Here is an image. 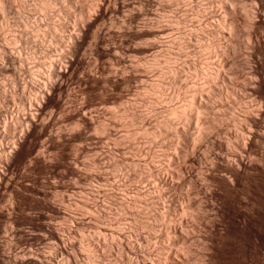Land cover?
Returning <instances> with one entry per match:
<instances>
[{"label": "rangeland", "instance_id": "374dc122", "mask_svg": "<svg viewBox=\"0 0 264 264\" xmlns=\"http://www.w3.org/2000/svg\"><path fill=\"white\" fill-rule=\"evenodd\" d=\"M11 2L58 71L0 74V264H264V0Z\"/></svg>", "mask_w": 264, "mask_h": 264}, {"label": "bare ground", "instance_id": "6f19581e", "mask_svg": "<svg viewBox=\"0 0 264 264\" xmlns=\"http://www.w3.org/2000/svg\"><path fill=\"white\" fill-rule=\"evenodd\" d=\"M12 1V0H11ZM16 1V0H15ZM20 1V0H19ZM22 1H24V3L27 1V0H22ZM38 0H34V2H37ZM45 1V0H44ZM69 2H71V3H73V0H68ZM43 2V1H42ZM49 2V1H48ZM30 3V2H29ZM46 3V2H45ZM11 4H12V2L10 3V0H0V13H7V14H9L8 12H10V11H12L11 9ZM32 4V3H31ZM74 4V3H73ZM48 5V4H47ZM222 5L223 6H225L228 10L227 11H229L230 12V14H231V16L232 15H235L236 14V7H238L234 2H233V0H222ZM236 5V6H235ZM12 6H13V4H12ZM14 8V7H13ZM17 10V9H16ZM32 10V9H31ZM15 11V10H14ZM24 11V10H23ZM34 12V11H33ZM208 12V11H207ZM228 12V13H229ZM15 13H17V12H15ZM14 13V14H15ZM32 13V12H31ZM247 13H248V11H247ZM6 14V15H7ZM11 14V13H10ZM2 15V14H1ZM5 15V14H4ZM20 15V14H19ZM33 15V14H32ZM8 16V15H7ZM6 16V17H7ZM10 16V15H9ZM7 17V18H10V17ZM48 16V15H47ZM37 17V16H36ZM42 17V16H41ZM52 17V16H51ZM233 17V19H234V16H232ZM26 18V17H25ZM29 18V17H28ZM27 18V19H28ZM17 19V18H16ZM34 19V18H33ZM48 19V18H47ZM232 19V18H231ZM230 19V20H231ZM37 20V19H36ZM53 20V19H52ZM2 21H4V20H2ZM7 21H8V19H7ZM19 21V20H18ZM38 21H40V20H38ZM50 21V20H49ZM235 20H231V23H233ZM11 22V21H10ZM46 22H48V21H46ZM56 22V21H55ZM64 22V21H63ZM34 23V22H33ZM45 23V22H44ZM28 24V23H27ZM26 24V25H27ZM36 24V23H35ZM61 24H63V23H61ZM20 25H21V23H20ZM24 25V24H23ZM30 25V24H29ZM49 25V24H48ZM59 25V24H58ZM63 25H65V24H63ZM63 25H62V27H63ZM78 25V24H77ZM1 26V25H0ZM6 26V25H5ZM18 26V25H17ZM22 26V25H21ZM32 26V25H31ZM2 27V26H1ZM0 27V28H1ZM7 27V26H6ZM6 27H4V28H6ZM12 27V26H11ZM30 27V26H29ZM28 27V28H29ZM40 27V25L39 24H36V25H34L30 30L32 31V30H38V28ZM42 27V26H41ZM60 27V26H59ZM61 27V28H62ZM76 27V26H75ZM80 27V26H79ZM3 27H2V29H4ZM25 28V27H24ZM16 29V28H15ZM41 29V28H40ZM64 29V28H63ZM82 29V28H81ZM81 29H79L80 31H81ZM1 30V29H0ZM10 30V29H9ZM42 30V29H41ZM40 30V31H41ZM78 30V31H79ZM19 32H20V30H18ZM28 31V30H27ZM84 31V30H83ZM18 32V33H19ZM21 32H23V31H21ZM19 33L18 35H17V39L18 40H24V43H25V41H26V43H29V44H31L32 45V49H35V50H40V44L36 41V42H33V41H31L30 40V37H29V39H27L26 37H24V35L27 33V32H24L23 34L22 33ZM29 32V31H28ZM36 32V31H35ZM67 32V31H66ZM85 32V31H84ZM2 33V32H1ZM0 33V34H1ZM37 33V32H36ZM69 34H70V31L68 32ZM71 33H73V34H70L71 36H70V38H71V40H72V44H70V45H72V46H76V45H73V44H78L79 42L77 41V36H76V34H74V31L73 32H71ZM77 33V32H76ZM81 33H82V31L80 32V33H78L79 35H81ZM34 34V33H33ZM39 34V33H38ZM3 35H4V32H3ZM9 35V34H8ZM35 35V34H34ZM37 35V34H36ZM49 35V34H48ZM78 35V36H79ZM5 36H6V34H5ZM27 36V35H26ZM29 36V35H28ZM62 36V35H61ZM82 36V35H81ZM13 37V36H12ZM37 37H38V35H37ZM41 37V36H40ZM40 37H38V38H40ZM64 37V36H63ZM69 37V36H68ZM34 38H35V36H34ZM79 38H81V37H79ZM9 39V38H8ZM41 39H43V38H41ZM60 39V38H59ZM58 39V40H59ZM37 40V39H36ZM46 40V39H45ZM45 40H43V41H45ZM2 40H0V74H2L3 72L4 73H6L7 75H11V77L13 76V78H14V91H16V90H21V92H22V90H27V89H32V91L34 90V91H37V89L38 90H40L39 88H40V85H41V83H42V81H48L47 79H48V77L50 76H52L53 74H55V70H57V69H55V67L53 68L52 66V69H55V70H50V71H48L47 73L46 72H43V71H41V70H39V69H37L36 67H38L39 65H40V63L38 62V61H35V60H33V61H31L32 60V58H30V57H27V56H25V54H22L19 50H16L18 47H20V46H15V47H17L16 49H15V47L14 48H11L10 47V45H12L11 43H10V45L8 46V44H6L5 42H1ZM8 41V40H7ZM20 41V43H22ZM66 41V40H65ZM9 42V41H8ZM18 42V41H17ZM69 42H70V39H69ZM15 42L13 41V44H14ZM25 43V44H26ZM62 44V43H61ZM68 44V43H67ZM66 44V45H67ZM70 45L68 46V47H70ZM79 45V44H78ZM77 45V46H78ZM42 46V45H41ZM44 46V45H43ZM46 46V45H45ZM65 46V45H64ZM23 48V47H22ZM42 49H43V47H41ZM71 48H73V50L74 49H76L75 47H71ZM24 49V48H23ZM22 49V50H23ZM26 49H28V48H26ZM30 49V48H29ZM46 49V48H45ZM44 49V50H45ZM48 50H50V49H48ZM53 50V49H52ZM46 51H47V49H46ZM28 52V51H27ZM37 52V51H36ZM44 52V51H43ZM49 52V51H48ZM34 53V52H33ZM38 53V52H37ZM47 53V52H46ZM46 53L44 52V54L46 55ZM48 54L49 53H47V55H46V57L48 56ZM29 55V54H28ZM40 55V54H39ZM50 55V54H49ZM53 55V54H52ZM58 55V54H57ZM44 56V55H43ZM42 56V57H43ZM35 57V56H34ZM41 57V56H40ZM51 57V56H50ZM53 57V56H52ZM31 59V60H30ZM34 59V58H33ZM42 59V58H41ZM65 59V58H64ZM56 60V59H55ZM59 60V59H58ZM55 62L56 61H54V65H57V64H55ZM58 62V61H57ZM56 62V63H57ZM44 64H48V63H44ZM52 65H53V62H52ZM41 66V65H40ZM42 67V66H41ZM43 68V67H42ZM57 68V67H56ZM48 70V69H47ZM58 71V70H57ZM9 73V74H8ZM60 73V72H59ZM58 74V73H57ZM56 74V75H57ZM4 75V74H3ZM61 74H59L58 76H60ZM53 76H55V75H53ZM10 77V78H11ZM56 77L57 76H55V79H56ZM9 78V79H10ZM54 78V77H53ZM8 80V79H7ZM55 81V80H54ZM49 82H53L52 80H50ZM57 81H55V83H56ZM54 83V84H55ZM44 84H45V82H44ZM48 84V83H47ZM51 84H53V83H51ZM53 84V85H54ZM56 85V84H55ZM2 86V85H1ZM11 86V85H10ZM51 85L49 84V88L51 89V87H50ZM57 86V85H56ZM54 87V86H53ZM52 87V88H53ZM1 88V87H0ZM42 88V87H41ZM48 88V89H49ZM48 89H47V91H48ZM1 90V89H0ZM7 90V89H6ZM53 89H51V91H52ZM29 91V90H28ZM17 92V91H16ZM26 92V91H25ZM25 92H23V94L25 93ZM43 93H45L44 91H42ZM13 93V92H12ZM10 94H11V92H10ZM14 94H15V92H14ZM31 94V93H30ZM40 94V93H39ZM6 95H7V92H6ZM36 95V94H35ZM15 96H16V94H15ZM14 96V97H15ZM26 96H27V94H26ZM26 96H24V101L23 102H29L30 104H31V102H32V99H31V97L30 98H28V96L26 97ZM39 96V95H38ZM7 97V96H6ZM6 97H4L5 99H6ZM3 98V97H2ZM4 98H3V100H4ZM13 98V97H12ZM20 98V97H19ZM39 98V97H38ZM42 98V97H41ZM1 99V98H0ZM20 100H21V98H20ZM198 100V99H197ZM38 101H39V99H38ZM41 101V100H40ZM14 102V101H13ZM29 104V105H30ZM33 105V104H32ZM36 105V104H35ZM15 106V105H14ZM41 107V106H40ZM199 108H202L203 106H198ZM30 108V107H29ZM19 109V108H18ZM23 109H25V108H23ZM28 109V108H27ZM27 109H25L26 111H27ZM32 109V108H31ZM30 109V110H31ZM36 110H37V108H35ZM24 110V111H25ZM33 110V109H32ZM39 110V109H38ZM171 111V110H170ZM178 111V110H177ZM6 112V111H5ZM21 112V111H20ZM35 112V111H34ZM33 112V113H34ZM3 113V112H2ZM40 113H42V112H40ZM47 113H49V112H47ZM175 113V112H174ZM29 114H30V112H29ZM28 114V115H29ZM46 114V113H45ZM24 115V114H23ZM22 116V115H21ZM36 116V115H35ZM34 116V117H35ZM23 118H25L24 116H23ZM39 118V117H38ZM45 118V117H44ZM43 118V119H44ZM135 118V117H134ZM6 119V118H5ZM4 119V121H5V126L7 127L8 126V124H9V126H10V123L11 122H9L8 123V121H9V119H8V121L7 120H5ZM18 119V118H17ZM21 119V118H20ZM43 119H41V120H43ZM13 120V119H12ZM22 120V119H21ZM20 120V121H21ZM25 120L29 123V124H31L32 122H33V117L31 116V115H29V116H27L26 118H25ZM14 121V120H13ZM25 122V121H24ZM168 122H171V121H168ZM20 124V123H19ZM174 124V123H173ZM1 125V124H0ZM4 125V124H3ZM161 125H163V124H161ZM13 126H15V125H13ZM29 126V125H28ZM167 126V125H166ZM169 126V125H168ZM198 127H200V126H198ZM205 126H203V128H204ZM10 127H8L7 129H9ZM25 128V127H24ZM202 128V127H201ZM202 128V129H203ZM22 129V128H21ZM29 129V128H28ZM157 129H158V127H157ZM200 129V128H199ZM2 130V129H1ZM16 130V129H15ZM183 130V129H182ZM201 130V129H200ZM11 131V130H10ZM14 131V130H13ZM177 132H178V130H176ZM199 131V130H198ZM203 131H205V130H203ZM237 131H239V130H237ZM25 132V131H24ZM130 132H133V131H130ZM180 132V131H179ZM178 132V133H179ZM201 132V131H200ZM207 132V131H206ZM14 133V132H13ZM127 133V132H126ZM125 133V134H126ZM5 134V133H4ZM208 134V133H207ZM124 135V134H123ZM178 135V134H177ZM185 135V134H184ZM2 136V131L0 132V137ZM131 136V135H130ZM180 136H182L181 134H180ZM187 136V135H186ZM196 136H198V135H196ZM204 136V135H203ZM208 136V135H207ZM206 136V137H207ZM126 137V136H125ZM124 137V138H125ZM179 137V136H178ZM183 137H185V136H183ZM199 137V136H198ZM2 138V137H1ZM197 138V137H196ZM202 138H204V137H202ZM208 138V137H207ZM3 139V138H2ZM123 139V138H122ZM127 139V138H126ZM195 139V138H194ZM124 140V139H123ZM122 140V141H123ZM197 140V139H196ZM202 140V139H201ZM205 140V139H204ZM11 142V141H10ZM2 144V143H1ZM11 145H12V142H11ZM11 147V146H10ZM1 148V147H0ZM9 148V147H8ZM12 151H13V146H12ZM1 150V149H0ZM6 151V150H5ZM11 152V151H10ZM177 152V151H176ZM8 153V152H7ZM205 153H206V151H205ZM1 154V153H0ZM4 155H6V154H4ZM4 157H6V156H4ZM206 158V157H205ZM1 159V158H0ZM3 160V159H2ZM1 160V161H2ZM211 160V159H210ZM170 161V160H169ZM162 165V164H161ZM167 165H168V163H167ZM212 165V164H211ZM166 168H168V167H166ZM170 168H172V167H170ZM162 169V168H161ZM164 169H165V165H164ZM178 173H179V171H178ZM2 175V174H1ZM4 175V174H3ZM6 176V175H5ZM4 176V177H5ZM175 176V175H174ZM173 176V177H174ZM162 177H165V175H163ZM167 177V176H166ZM180 176L178 175V178H179ZM162 179V178H161ZM163 179H165L166 180V178H163ZM180 179H182V178H180ZM184 179V178H183ZM3 180V177H1L0 176V185L2 184V181ZM158 180V179H157ZM172 180V179H171ZM164 181V180H163ZM167 181V180H166ZM181 182H182V180H180ZM160 182V181H159ZM209 182H210V180H209ZM165 183H167V182H165ZM173 183H174V181H173ZM176 184V183H175ZM167 185V184H166ZM173 185V184H172ZM158 194H160V193H158ZM159 197V196H158ZM140 198V197H139ZM134 199V198H133ZM137 199V198H136ZM108 227V226H107ZM112 228V227H111ZM110 229V228H109ZM114 229V228H113ZM120 231H121V229H120ZM103 232V231H102ZM104 233V232H103ZM102 233V234H103ZM120 233V232H119ZM122 235H123V233H122ZM120 238V237H119ZM128 240V239H127ZM133 244V243H132ZM150 253V252H149ZM147 257V256H146ZM24 259H26V258H24ZM93 259V258H92ZM148 259V258H147ZM148 261V260H147ZM21 263V262H20Z\"/></svg>", "mask_w": 264, "mask_h": 264}]
</instances>
